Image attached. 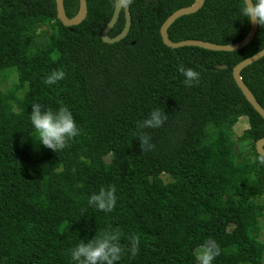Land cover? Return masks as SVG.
<instances>
[{"label": "trees", "instance_id": "16d2710c", "mask_svg": "<svg viewBox=\"0 0 264 264\" xmlns=\"http://www.w3.org/2000/svg\"><path fill=\"white\" fill-rule=\"evenodd\" d=\"M117 1L87 0L86 19L66 27L56 0H0V264H72L70 249L105 230L118 232L125 249L133 235L139 240L137 255L125 252L119 264H263L264 158L256 144L264 120L233 70L264 50V26L237 52L171 49L161 28L195 0H126L131 30L105 44ZM242 3L205 0L168 38L240 43L251 30ZM64 5L69 19L78 15L80 0ZM125 23L123 9L110 37ZM180 68L199 72V83L185 86ZM58 70L64 78L46 85ZM12 74L17 81L6 88ZM241 77L264 109V58ZM37 102L66 106L81 130L57 153L35 139L29 114ZM153 108L168 119L143 130L155 147L142 152L137 123ZM242 118L249 128L237 136ZM109 185L113 210L90 207L88 197ZM200 247L209 262L198 258Z\"/></svg>", "mask_w": 264, "mask_h": 264}, {"label": "clouds", "instance_id": "9594fccd", "mask_svg": "<svg viewBox=\"0 0 264 264\" xmlns=\"http://www.w3.org/2000/svg\"><path fill=\"white\" fill-rule=\"evenodd\" d=\"M239 15L249 23L264 26V0H243L239 8ZM184 77L185 86L191 87L199 83L200 73L193 68H180ZM64 78L63 71H54L44 79L46 85H53ZM168 119L166 112L159 108H153L147 116L137 123V136L139 147L144 151H151L155 145L150 142L151 138L146 129H156L163 126ZM29 121L35 133V139L39 145L57 153L65 149L69 142L80 135L72 112L66 106L45 109L40 103H33L29 114ZM261 162H264L262 160ZM115 187L109 185L106 189L101 188L99 192L88 197L87 204L102 212H111L116 205ZM128 249L122 248L119 242L118 232L105 230L99 235L87 240H81L70 249L69 256L72 264H119L125 252L135 257L139 249V240L133 235L129 241Z\"/></svg>", "mask_w": 264, "mask_h": 264}, {"label": "water", "instance_id": "95a60500", "mask_svg": "<svg viewBox=\"0 0 264 264\" xmlns=\"http://www.w3.org/2000/svg\"><path fill=\"white\" fill-rule=\"evenodd\" d=\"M56 3H57L58 19L66 27L77 26L81 24L87 17V14H88L87 0H80V11L78 15L73 19H69L66 16L64 0H56ZM204 4H205V0H195V5L193 7L179 10L167 19V21L163 24L161 31H160L163 43L167 47L171 49L194 47V48H200V49H204V50L211 51V52L232 53V52L241 51L247 48L252 43V41L254 40L258 32V26H259L258 24H255V23H251V30L246 39H244L240 43L230 45V46H218L212 43L195 41V40L180 42V43L171 42L168 38V30L170 29V27L180 18L194 14L197 11H199L204 6ZM123 9L125 10V14H126V23H125L124 30L116 38H111L110 33L115 27V25L117 24ZM131 25H132V18H131L129 7L126 6V0H118L116 3V8H115L113 17L110 23L107 25V27L103 31V34H102L103 42L105 44L112 45V44H116V43L123 41L128 36L131 30ZM263 58H264V50L260 52L259 54L240 63L236 68H234L233 77L239 89L241 90L243 96L246 98L247 102L253 107V109L264 120V109L258 104L257 100L255 99L251 91L243 83V80L241 77V73L246 68L260 61ZM256 149H257L258 154L264 158V139H261L260 141L257 142Z\"/></svg>", "mask_w": 264, "mask_h": 264}, {"label": "rangeland", "instance_id": "374dc122", "mask_svg": "<svg viewBox=\"0 0 264 264\" xmlns=\"http://www.w3.org/2000/svg\"><path fill=\"white\" fill-rule=\"evenodd\" d=\"M17 81V75L12 74L7 81L6 88H9L13 83ZM249 128L248 119L242 118L240 119L239 123L235 127V132L237 136H242L243 133ZM165 182H170L172 179L169 176H163ZM260 226L262 227L263 231L261 233L260 241L264 244V219L260 220ZM196 254L199 259L203 260L204 262H209L211 258V252L206 247H200L197 249ZM263 264H264V257H263Z\"/></svg>", "mask_w": 264, "mask_h": 264}]
</instances>
